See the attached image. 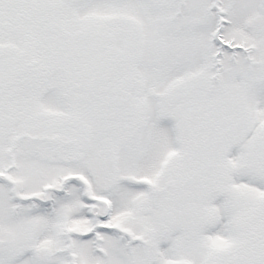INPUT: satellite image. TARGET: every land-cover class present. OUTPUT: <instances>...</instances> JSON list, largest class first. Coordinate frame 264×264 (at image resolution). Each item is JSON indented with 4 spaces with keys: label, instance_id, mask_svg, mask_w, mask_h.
<instances>
[{
    "label": "snow or ice",
    "instance_id": "6c2138e0",
    "mask_svg": "<svg viewBox=\"0 0 264 264\" xmlns=\"http://www.w3.org/2000/svg\"><path fill=\"white\" fill-rule=\"evenodd\" d=\"M0 264H264V0H0Z\"/></svg>",
    "mask_w": 264,
    "mask_h": 264
}]
</instances>
